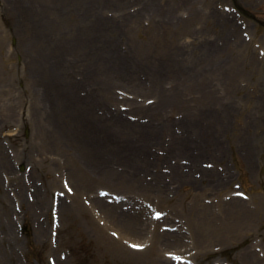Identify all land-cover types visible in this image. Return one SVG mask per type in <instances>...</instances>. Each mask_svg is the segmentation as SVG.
Instances as JSON below:
<instances>
[{"label": "rangeland", "instance_id": "1", "mask_svg": "<svg viewBox=\"0 0 264 264\" xmlns=\"http://www.w3.org/2000/svg\"><path fill=\"white\" fill-rule=\"evenodd\" d=\"M29 1L32 2L34 0ZM47 1L48 3L46 2V0L42 2L36 0L35 2L41 6L43 5L42 7H54L56 11L62 12L65 10V8L62 7L64 0ZM85 1L91 2L86 4V6L90 8L91 12L86 15L84 13L86 7H84L83 11H81L80 9V12L83 13V19L79 21L78 24L74 22V16L68 15L69 18L74 19V21H69L64 17L62 27H60L61 32L64 33L63 36H67L71 39L72 34H68V32L72 30V26H74L75 24L76 26L82 24L78 29L82 30L84 25L88 26L89 23L93 22L94 15L98 11V9L96 8V2L99 0ZM136 1H139L138 4H135L137 3ZM155 1H157V4H155L154 7L157 8V11H155L154 16L151 15L148 17L141 15L136 22L137 24L124 21V29H129L131 31L128 32V36L130 39L126 38L125 42L124 34H127V32L125 30H122V41L118 42L119 46L117 45V51L118 53H120V51L121 53H123L128 50V54H126L127 60L126 62L123 59L119 61V59H121L120 57L117 59L120 64H125L127 78H133L134 80L138 79L140 76L142 78L141 81L143 84L146 82V84L148 85V82H150V84L153 86V82L156 80L154 78L156 76L158 78L164 77L161 88L163 91L162 96L169 99L172 98L174 94H177V96L179 97L178 99H180L179 104H177L178 101L175 102V110L167 114H162V117L167 120L184 119V113L182 111H178V108L180 110L182 107V103L185 102L187 103V105L184 110L187 113V116L193 118L188 119V121L194 120L195 115L198 116L200 113H204V110L209 108L210 110H223V108L228 107L231 108V110H234L235 114L241 113L245 117V115L248 114L250 107H252L253 105L252 97H255L257 95V92H262L261 85L264 88V0ZM121 3L122 8H119L116 4V1L110 0L106 7L108 10H110V12H113L117 16H122L124 12H127L134 15L135 17V14L137 13L136 11H139L137 8H142L143 3L146 4L147 2H145V0H124ZM82 4L83 0H80V2L79 0H77L76 3H68L67 5L70 6L69 8H77ZM232 5L236 7L235 9L236 11L238 10V12L223 10L224 6L232 10ZM160 10L165 13L162 14ZM19 13L20 11L17 12L13 10V8L8 6L7 0H0V88H3V91H5V87H7V90L9 88V92H4L5 95L2 94L3 96L1 95L2 97H0V100L5 99V102H7L8 106L12 107L14 119L11 121V123L15 122L16 116L18 122L15 124L16 127H14L13 129L16 128L18 130V133H20L21 135V141L24 143L30 136L29 128L30 131L33 132L30 126L31 122L29 121L30 116L28 113L29 106L31 105L29 103V93H31L29 84H32L36 80H30L29 77L34 74L37 76V79H41V72L46 71L45 59L47 56V50H45L43 46H39L41 47V50H39L38 53L43 55L44 61L41 62L40 65L38 63H35L34 66L36 67L37 71H33L31 63L25 62L28 60V56H32L29 48L25 49V46L27 45L26 41L30 33L22 28L26 26V20H23L22 16H20L21 14ZM99 14L103 16L107 14L106 9L104 7L101 8ZM168 14H170V16H168ZM244 14L246 15L244 16ZM186 15L187 18H185L184 20L187 21H185L184 23L182 19ZM153 17L154 21L151 23ZM134 20H136V17L134 18ZM258 21L260 22L258 23ZM142 22H146V24L150 23V28H152V24H154L153 27L155 28V31L153 32L152 30H141ZM3 23L7 26L6 29H2L4 28ZM64 24L69 26V28H64ZM18 26L21 27L19 28V30L15 28ZM54 30L50 32H43L41 34L42 37H39V39L41 40L42 45H46V41L49 39L51 34L54 33ZM154 33H158L159 35V40L161 43L159 49L153 48V46L157 45L158 43V39L156 38ZM91 36L92 33H90V38ZM10 40H13L15 42V50H9ZM56 43L57 42H55V45ZM155 47L158 48V46ZM83 50L85 51L84 48ZM261 52H263V55H261ZM93 53L94 49L93 47H90V49L88 50V55H92ZM133 53L140 55L145 54L146 57H150V65L152 63L156 64L155 68L150 69L152 77L149 75L146 76V72L144 68H142L140 62H138L137 59L131 57ZM24 54L26 55V60L24 58ZM49 57L51 58V56ZM55 57H53L52 59L59 60V58H61V55H59V57ZM123 57L125 58L124 55ZM66 59L75 61L73 60V56H67L65 60ZM85 59L87 60V58ZM48 61L49 59L47 60V62ZM50 61L52 60L50 59ZM88 63L90 62L88 61ZM42 66L43 71L41 69ZM83 68L84 66L81 65L77 67L76 64H74V68H61V76L75 78L78 80V84L82 86V83L84 81V77L82 76L81 78V73L84 72ZM98 69L103 75V67H100ZM172 73H175L176 81L170 78L169 75H171ZM111 76L113 79H116V76L118 77L119 74H117L116 76ZM145 77L147 78L145 79ZM64 82L65 81H63L62 83ZM8 83L11 85V87L8 86ZM66 84L68 85L69 82H66ZM84 85V87H77L78 93L82 99L86 97V89L90 90L91 87L94 86L92 82H90V84L87 86L86 84ZM132 85V89L124 88V91H127L124 92L126 94V97H124V99L126 98L127 101H137L139 103L140 100L141 102L147 101L142 99H151L157 97L155 96V94H142L138 92L137 90H139V84L137 83V81H134ZM111 87L114 92L115 90L123 92L122 87L120 86L112 85ZM202 93L207 95L203 99V101L201 100ZM18 95L21 98H19ZM119 96L122 97L121 95ZM25 98H27V101H25V103H22L20 99L25 100ZM262 102H264V100ZM113 105L114 104H112L111 106L112 108L117 107ZM127 105L128 103H126L125 101L124 106ZM0 107L3 109L5 106H2V103L0 102ZM128 107L130 108V110L124 111V113H126L125 116H127L128 114L132 116L136 114L135 112H133L134 110L132 109V107ZM18 113L20 117L24 118L25 122L24 123L22 120L23 128H21V130L18 128V126H22L20 119L18 118L19 115H17ZM198 117H196V119ZM102 120L103 123L106 124V126L109 125L106 123L105 118H102ZM109 122H111V129L109 126L107 130L109 136L115 137V141L119 140V142H125L126 139L125 137H123V135L115 136L112 134V132H114V129H117L119 127L115 126L112 123V120H110ZM139 122L145 123L142 122V120H139ZM65 125L67 127L70 126V124L68 123H65ZM245 129L247 128H244V130H242V132H244L243 135L238 136L236 135L237 132H235L236 134H233L234 132L232 130H229L224 133L225 136H221L222 134H219L220 136L217 135L218 140L212 139V141L205 139L204 136H200V138H197V140H201V148L194 151L192 150L194 147L191 146L192 143H194L193 139L195 136L191 138L182 136V142L176 145L178 146V148H180L178 149L175 146L176 150H180V152L183 153L186 152L178 158L180 163L186 162V165L182 164L183 166H186L185 170L191 168V171H193L194 174L198 176L200 174V169H206L204 166L209 164L211 168H207V170L212 171L215 169V171L219 172V174L221 173L223 177L225 176V178H227V180H225L224 182V188L215 187L213 185L214 183H210L208 182V180L203 182L202 190H200V196H202V199H209L213 202L212 210L215 209L216 211H219L220 209L221 215L226 212H229L230 214L232 206L226 207L228 203L225 204V202H222V198L229 195L228 193L232 194L233 192H235L236 186H240V188L243 189L244 192L248 195L247 200H242L246 201V203L244 202V206L246 207V209H248V216H246L245 218L243 216L242 219L238 216V214H230V216H232V219L231 223L229 224L237 228V233L229 237L230 239L228 240H236L237 245L235 247H238V250H230V247H226L228 251L225 250V255H232V257L234 258L237 257L238 254L240 256L243 255V250H246L245 246L247 244L249 245L254 243L255 245H257V247L259 245H262L261 247H264V160H262V158L260 159V156H257L253 161H251L248 157L243 141L249 139L250 137L248 134V130ZM165 139L168 140V137H164V141ZM133 140L131 141L132 144L136 145V148H139L140 143L136 142L138 140V136H135ZM154 142H162V139H156ZM3 143L9 146V150H12V148L16 149V147L12 143H8L6 139L3 140ZM205 148H207L206 150H209L212 154H205L202 150ZM189 149L191 150L190 153L199 156V159L196 163L197 166L191 165V162L188 159ZM75 150L76 149H72L70 151L68 150V152L72 153L73 155L75 153ZM162 152L163 151L159 152L160 156ZM50 153L57 154L56 151H50ZM248 154L250 156V153ZM219 155L221 157H219ZM149 159L151 161H154V156H149ZM166 164L169 165L167 162H165V164L160 167L161 172ZM43 169L44 171L49 172L48 168L43 167ZM50 170L52 171L53 168L50 167ZM47 176L48 174H40L39 172L37 180L41 178L46 182ZM147 178H151V176H148ZM34 179H36V176L34 177ZM165 179L168 186L164 190L166 191V189L170 188V190L175 191V189H171V185H174L175 182L171 180L169 174L165 175ZM101 180L102 182H106L105 178H101ZM97 185H100V180L98 178H96L91 183L89 189L87 190L90 191V189L92 188V190L90 191L92 192L95 190ZM145 185H143L142 183V186ZM186 189L190 190L189 187H185L183 188V190L178 188L175 194L177 196H169V198L164 197L162 199L158 197V199H161V201L159 202V204H157L158 206L156 207V209L162 210L168 208V206L179 205L185 199L186 204L187 202L189 203L190 198L188 194L190 195V192L188 191L187 193H185ZM194 192L195 190L192 191L191 194H194ZM240 204L243 205V203L241 202H237L232 205L238 206ZM236 209L237 211H242L243 207L239 206ZM76 212H78V210H76ZM19 214L20 210L17 212V217ZM33 218L34 217L30 216L29 213L26 214V219L29 223L28 225L30 229L34 224L32 220ZM41 218H44V216H41ZM217 219L218 217L213 216V220H211V223L214 224L213 222L215 221L216 225L220 224L218 222L219 220L217 221ZM60 221L61 231L57 230L56 240L59 243V246L57 248L58 253L62 252L65 255V260L61 261L62 264H160L157 262L158 259L155 258V260H153V258L151 257V255L153 254L151 251H149V249L144 250V252H133L132 249L126 246V244H124L122 241H120L119 244L121 247L120 248L118 246H115L114 244L109 243L106 239H97V237H94L93 233H89L87 231L88 228L92 227L93 221L91 219V216H89L88 213L86 214V212L84 211L82 212V216L77 217V220H73L70 222L65 215H62ZM225 221L229 222L230 220L228 218H225L223 222ZM94 222L97 224V221ZM19 224L20 223L17 218L16 225ZM65 224H67L66 227H64ZM85 224H87L86 227L83 226ZM193 228H195L194 225ZM49 230H51L50 222L48 225V231ZM16 232L17 236L20 238L19 227L16 228ZM208 233V238L210 239L205 244H203V242H197V247H200V245L203 244L210 245V247H212L210 249H213L223 243L224 240L222 239H224L225 237L224 234L216 235L215 230H213V232L211 233L210 229L208 230ZM217 233L221 234L219 232ZM127 235L134 238L130 241H143L141 237L138 238L139 236L135 237L131 234ZM50 236L46 235V237ZM245 236L246 241L243 246H241V243H239V241L241 242V240H243V237ZM107 237L108 239L111 238V236L108 234ZM259 240H261V244H259ZM34 243L38 251L43 254L42 261L38 260L37 263V261L33 256H31V254H28L27 256L26 254L24 255L21 252V254L18 256V264H45L48 256L55 257V248H53V243L49 241V238H47V245L48 248H51L50 252L45 249V244L41 245L37 244L36 242ZM229 244L230 242L227 245ZM230 245L235 244L232 243ZM247 256L248 255H245L243 256V258ZM164 258L166 259V257ZM164 258L162 256L159 259ZM195 259L201 264H210L212 263V261H220L222 257L216 255H208L204 259H201L200 256L195 257Z\"/></svg>", "mask_w": 264, "mask_h": 264}, {"label": "bare ground", "instance_id": "2", "mask_svg": "<svg viewBox=\"0 0 264 264\" xmlns=\"http://www.w3.org/2000/svg\"><path fill=\"white\" fill-rule=\"evenodd\" d=\"M24 1V2H23ZM17 0V3H15L14 0H11L8 4L11 8L15 10V8L19 5L23 9H16L15 11L19 12V14H23L25 19L27 18L29 20V24L31 25L29 29L31 30V34L35 37V42L32 44V56L28 60H30L31 66L33 67V71H37L36 67L34 66L35 63H38L40 65L41 62H43V55L38 53L37 47L39 46V37L40 35H34L38 34L42 29H44V24L46 25V30L48 28H59V24L61 19H64L65 13H57L55 19H49L46 17L44 20L42 19L45 15V11L48 9H37V7H34L29 0L25 1ZM63 1V0H62ZM66 1V0H64ZM71 0H69L70 2ZM153 2V1H152ZM151 2V3H152ZM23 3L25 5H23ZM29 4V5H28ZM99 7V6H98ZM144 8V5H143ZM24 10V12H23ZM37 10L39 12L37 13ZM22 11V12H21ZM162 14L165 12L161 11ZM158 14V13H157ZM137 15V14H136ZM34 21H33V20ZM42 21V22H40ZM112 22V21H111ZM94 28L97 29V37H101V34L105 33V30H110V33L106 40L103 41V45L101 46L98 43H96L93 39H86L83 34L76 33V35H73L72 39L75 40L73 48L70 50V53L72 56L75 57V54L77 55L78 59H75L76 66H86L88 65V61L95 66L96 68L89 71V82H92L93 85H104V88L99 87L97 90L94 91L95 96L94 98H91V103H83L81 98L79 97L78 93L73 91L77 86L78 82L74 78L61 76L62 67L60 65H55V61H51L47 58L51 55H53V52L47 50V56H46V63L45 67L47 68V74L42 75L41 79H37V76L32 74L29 79L30 80H37V83L41 85V91L37 90L32 83L33 91L35 92V95L37 96V102H33L35 104V107L33 108L34 117L37 118V121L35 122V128H36V134L38 135V140L36 141V138L34 139V142L36 144L40 145V148H43L46 150H57L60 149V147H65L63 150H67L71 147L75 148L77 152H79L78 158L74 157L75 160L71 158L70 164L73 165L71 169L68 170V177L71 179L73 175H77L76 173H79L81 175V183L85 180V175L88 174L86 171H93L94 167L96 165H101L103 169H105L106 162L108 161V156L112 155V151H115L117 149L123 150L122 152H115L114 155H121L122 153L130 152V154L123 159V170L122 172H117L112 170V174L115 175L118 179L127 180L131 183L137 182V180L140 179V176L143 169L150 170V167L152 165H156V163H159L160 161H163V157H159L158 155L155 156V162L149 161L147 158L148 154L151 153L149 148H157L156 146H164L163 140L164 137H169L170 140L168 141L165 150L166 155H174V147L179 143L182 136H187L188 138L194 137V143H192L191 147H194L192 150H198L200 149V144L197 138H200V136H204L205 139L212 141L218 140L219 134H222L221 136H225L224 133L232 130L234 133L237 132L236 135H243L244 128H247L245 130H248L249 139L243 141L244 147L246 149L247 155L250 158L251 161L254 160L255 157L260 156V159L264 160V93H263V86L261 85V91L257 92V95L255 97H252L253 105L250 107V110L248 114L244 115L239 113L235 114L234 110H231L230 108H224V110L216 111V110H210L206 109L204 110V113H200L198 116L195 115L194 120L188 121V119H193L192 117L187 116V113L185 112L184 108H186L187 103H182V107L180 110L184 113L183 116H185L184 119L174 121L169 120L165 121L168 122L167 124L161 123L160 127H151L149 124H143V123H130L129 121H125V119L122 117L121 113L119 111L114 113L111 110H107L106 113L110 114L111 118H115V121L113 124L119 128L114 129V132H112L115 136H122L125 137L126 141L125 144H129L127 147L121 143L112 142L109 136V133L107 132V126L105 123H103V120L98 117L96 118L95 111L93 109L94 105L102 106L104 104L109 103V101L116 100L115 95L112 93V85L113 86H120L123 88H133L132 83L134 81H139L138 79H128L126 74V68L125 64H120L119 61L127 60V56L120 53H118L116 45L114 41L112 40V32H114L117 28L112 25V27L109 26L108 21H106L103 18V21L96 20L94 23ZM93 28V27H92ZM92 31V29L90 28ZM118 30V28H117ZM153 31V30H152ZM128 32H131L130 30H127V34L125 35V38H129ZM154 32V31H153ZM155 35V33H154ZM76 36V38H75ZM158 39V48L153 46L154 49H159V46L161 45L159 40V35L156 37ZM114 39V38H113ZM130 39V38H129ZM108 40V41H107ZM108 42V43H105ZM105 43V44H104ZM163 44V42H162ZM96 50L95 54L91 56H87L86 52L83 50L87 49L89 46H92ZM153 45V44H152ZM29 45L25 46V49H27ZM134 47V46H133ZM168 47V46H166ZM110 51V52H109ZM59 54L68 53V51H65V49H59V51H56ZM125 56V58L123 57ZM104 56V57H103ZM121 57L122 59H118ZM132 58L137 59L138 62L142 65V68H144L146 72V76H151L152 74L150 72L151 68H155L156 64L152 63L150 65L149 60L150 57H146L145 54L140 55L133 53ZM87 58V60L85 59ZM47 59L49 61L47 62ZM27 60V61H28ZM169 61V60H167ZM67 62V63H66ZM74 61L65 60L63 63L68 68H74ZM169 65V64H168ZM103 67V75L100 73V70L98 68ZM85 68V67H84ZM88 70V67H87ZM119 74L117 77L116 75ZM111 75H115L116 79H113ZM170 78H172L174 81H176V75L175 73H172L169 75ZM155 77V76H154ZM156 79L153 82L152 85L142 84V86L139 87V90H137L140 93H151L155 94L158 97V102H156V105H149L146 107H139L136 111H138V114H146V117L151 118L154 121L162 120V113L165 114L169 111V108H171V111L175 110L176 107V101L177 104H179L180 99L177 96V94H174L172 98L167 99L166 97H163V91H162V82L164 80V77L158 78L157 76L154 78ZM68 80L69 86L65 85V82L63 81ZM101 82V84H100ZM264 85V84H263ZM31 86V85H30ZM164 87V86H163ZM73 89V90H72ZM106 94H111L110 96H107V98L104 96ZM256 94V93H255ZM101 98L100 102H97V98ZM206 97V95H202L201 100ZM106 98V99H105ZM40 99V100H39ZM178 99V100H177ZM37 104L38 107L36 106ZM251 104V103H250ZM8 112L7 110L3 111L2 114H0V118H11L12 116L6 114ZM1 113V112H0ZM105 116V114H103ZM196 117H198L196 119ZM243 118V119H242ZM199 119V120H198ZM203 119V122H202ZM238 119V120H236ZM163 121V120H162ZM241 121V122H240ZM65 123L70 124L69 127L65 125ZM160 123V122H159ZM164 124V126H162ZM126 125V127H123ZM167 129L166 131L164 128ZM219 132V133H218ZM137 134V135H136ZM135 136H138L137 143H140L139 148L136 149V146L134 148L131 146L133 138ZM156 139H162V142H154ZM67 141V142H66ZM33 142V141H32ZM32 142H28V145L26 147L27 153L24 154V158H27V156L30 153V146L33 145ZM60 146V147H58ZM124 146V147H123ZM169 147V148H168ZM206 147V146H205ZM0 147V168H3L2 173L5 174H13L15 175L14 167H11V160L6 152H2ZM202 149L205 154H212L209 150ZM36 152H39V150H35ZM140 153L145 155L143 159L137 158L136 154ZM189 152L191 150L189 149ZM250 153V156L249 154ZM154 154V153H153ZM190 162L196 166V161L199 156L193 155V153H189ZM218 157V156H217ZM219 157H221L219 155ZM248 158V159H249ZM29 159V158H28ZM106 160V161H105ZM166 160V159H165ZM11 170V171H9ZM151 171V170H150ZM185 173L183 171V167L180 166V164H177V166H171L170 165V176L171 179L176 180L177 183L180 184V186L183 185V187L190 186L191 190H195L196 196L194 197V201L199 199L197 197L200 190H202L203 182L205 180H208L210 183H214L213 185L218 188H223L224 179L221 174L217 171H210V170H204L200 169V176L198 179L193 175L191 169L186 171ZM120 174V175H118ZM153 179L154 186L152 183H150V186L155 188L156 193H158V187H165V178L163 177L162 173L155 172L153 173ZM202 174V175H201ZM23 179V178H22ZM19 188V195L22 196L23 194L21 191L23 190L22 180L21 176L18 175L16 177V187ZM78 188V186L76 185ZM36 192H39V190H36ZM39 200L36 199L35 204L29 205L27 204V209H38L41 208L44 204V200H40V194H38ZM6 199V195L4 192L0 195V234H2V239L4 240L5 237H8L11 233V227H10V221L8 220V217L2 218V213L5 214L6 211L9 210V205H5V203L10 204V202ZM97 204H101V200L97 201ZM108 207V208H107ZM101 209L103 213L107 214L111 206L104 205L101 206ZM232 212V211H231ZM78 215V214H77ZM114 211L112 212L111 216H114ZM75 216V214H74ZM115 217V216H114ZM120 222L124 223L125 225L127 222H135L136 225H141L143 220H135L131 218H127L125 220H122V218H119ZM142 221V222H141ZM140 222V224H139ZM224 231V234H227V236H231L232 233L235 232L234 229L230 225L223 226L222 228ZM41 234H43L44 231L41 229L39 230ZM256 250V249H255Z\"/></svg>", "mask_w": 264, "mask_h": 264}, {"label": "snow or ice", "instance_id": "3", "mask_svg": "<svg viewBox=\"0 0 264 264\" xmlns=\"http://www.w3.org/2000/svg\"><path fill=\"white\" fill-rule=\"evenodd\" d=\"M133 248H137L138 246L137 245H132Z\"/></svg>", "mask_w": 264, "mask_h": 264}]
</instances>
